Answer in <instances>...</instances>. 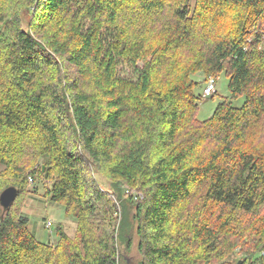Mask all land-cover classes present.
<instances>
[{
	"label": "trees",
	"instance_id": "1",
	"mask_svg": "<svg viewBox=\"0 0 264 264\" xmlns=\"http://www.w3.org/2000/svg\"><path fill=\"white\" fill-rule=\"evenodd\" d=\"M222 74L201 121L196 89ZM0 165L18 190L0 264H128L135 234L138 264H264V0H0ZM30 178L74 237L30 232Z\"/></svg>",
	"mask_w": 264,
	"mask_h": 264
},
{
	"label": "rangeland",
	"instance_id": "2",
	"mask_svg": "<svg viewBox=\"0 0 264 264\" xmlns=\"http://www.w3.org/2000/svg\"><path fill=\"white\" fill-rule=\"evenodd\" d=\"M28 17L24 16V26H28ZM140 67L142 66V63H139ZM118 75L123 79H129L134 80L135 74L133 67L130 63L121 61L118 65ZM196 80H202V76L198 75L197 77H194ZM210 79V78H209ZM228 78L226 75L222 74L217 79L216 84V91L213 95V97H204L202 95L203 88L199 87L196 89V94L201 95L202 99L200 102V108L198 112V119L201 121L207 120L210 118L216 107L222 103L225 100H228L230 98V91L228 88ZM244 99L240 98L237 101L234 102L235 106L241 107L243 104ZM43 164V161L41 162ZM2 165H0V170H2ZM45 170V168H43ZM91 173L93 174V169H89ZM94 177L97 180V183L100 187V189L104 192L108 191L107 193H112V182L104 175H97L94 172ZM46 184H44V181L42 179H39L35 181L33 184L28 186V191L30 194L24 199V207L22 210L23 215L29 220V230L30 232L35 236L36 239H38L41 242L44 243H51L55 244L58 242V234L57 230L59 227L63 228V231L68 234L70 237H74V234L77 229L76 220L73 216H67L66 211L63 205H60L58 203H55L51 201L49 198H47V194L45 193L46 190ZM128 188L126 186H121V194L127 193ZM118 194L113 196L111 195V199L114 202L116 206V213H114V218H117L116 227L118 228L123 216V208H122V202L118 200V195H120V190L115 189ZM129 210V216L130 219L132 218V215L134 213V207L131 206V204H126L125 206ZM264 218V217H263ZM51 222L52 226L50 228L47 227V223ZM263 222V219H262ZM138 236L135 234L133 236V244L129 250H126L125 245L121 244L120 254L122 256L123 260H127L128 264H138L141 261V256L138 253ZM236 252H240V249H237ZM239 256V254H237ZM242 262L243 258L237 257ZM236 258L230 257L228 258V261L224 262L226 264L227 262L234 263L236 261Z\"/></svg>",
	"mask_w": 264,
	"mask_h": 264
},
{
	"label": "water",
	"instance_id": "3",
	"mask_svg": "<svg viewBox=\"0 0 264 264\" xmlns=\"http://www.w3.org/2000/svg\"><path fill=\"white\" fill-rule=\"evenodd\" d=\"M17 195H18V190L16 187L13 186L6 188L3 192L0 193V207L2 208L3 216L11 208Z\"/></svg>",
	"mask_w": 264,
	"mask_h": 264
},
{
	"label": "built area",
	"instance_id": "4",
	"mask_svg": "<svg viewBox=\"0 0 264 264\" xmlns=\"http://www.w3.org/2000/svg\"><path fill=\"white\" fill-rule=\"evenodd\" d=\"M216 93V82L214 79H209L206 87L203 90V96L204 97H211ZM29 182L31 184L34 183V180L32 178L29 179ZM52 226L51 222L47 223V227L50 228Z\"/></svg>",
	"mask_w": 264,
	"mask_h": 264
}]
</instances>
